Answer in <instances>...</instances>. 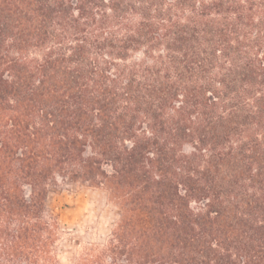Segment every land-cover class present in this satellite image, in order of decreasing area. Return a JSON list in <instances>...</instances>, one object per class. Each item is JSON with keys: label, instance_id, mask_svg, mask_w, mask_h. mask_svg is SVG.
<instances>
[{"label": "trees", "instance_id": "obj_1", "mask_svg": "<svg viewBox=\"0 0 264 264\" xmlns=\"http://www.w3.org/2000/svg\"><path fill=\"white\" fill-rule=\"evenodd\" d=\"M71 183L118 216L66 264H264V0H0V264Z\"/></svg>", "mask_w": 264, "mask_h": 264}, {"label": "rangeland", "instance_id": "obj_2", "mask_svg": "<svg viewBox=\"0 0 264 264\" xmlns=\"http://www.w3.org/2000/svg\"><path fill=\"white\" fill-rule=\"evenodd\" d=\"M47 206L60 224L56 251L62 264L72 261L87 245H101L118 216L104 189L81 183L50 189Z\"/></svg>", "mask_w": 264, "mask_h": 264}]
</instances>
